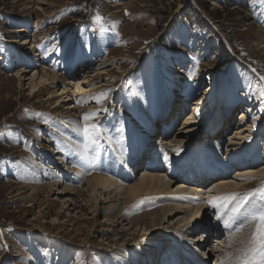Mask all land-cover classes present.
I'll return each instance as SVG.
<instances>
[{
  "label": "rangeland",
  "instance_id": "374dc122",
  "mask_svg": "<svg viewBox=\"0 0 264 264\" xmlns=\"http://www.w3.org/2000/svg\"><path fill=\"white\" fill-rule=\"evenodd\" d=\"M118 1L0 0V264H160L168 244L153 247L160 238L153 232L180 224L156 221L119 238L108 217L120 210L121 200L95 211L86 182L100 173L121 181L126 174H113L107 165L115 154L128 163L132 143L139 150L146 140L168 157L215 154L228 171L213 179H235L238 171L264 162V0H124L114 6ZM24 37L30 43H21ZM44 66L59 74L47 86L31 76ZM85 75L94 80L84 83L93 89L80 94L76 82ZM64 87L68 96L60 101ZM242 110L249 117L241 122ZM189 112L196 129L183 145L164 144L163 150L159 141L182 129ZM248 123L244 147L227 151L235 127ZM58 155L65 157L62 163ZM170 160L172 168L156 165L169 177L182 167L177 158ZM50 164L82 170L71 168L67 178L88 209L66 213L57 197L65 182H54L67 173L62 177L59 166L55 171ZM144 167L135 168L131 182ZM183 175L171 176L172 190L187 180ZM247 180L252 183L232 191L224 213L259 201L243 226L250 225L252 235L247 248L264 263V177ZM141 199L132 213L123 208L129 219L152 200ZM155 200L152 208L167 199ZM204 239L195 246L201 255L217 246L216 236ZM206 255V264H214L215 253Z\"/></svg>",
  "mask_w": 264,
  "mask_h": 264
},
{
  "label": "bare ground",
  "instance_id": "6f19581e",
  "mask_svg": "<svg viewBox=\"0 0 264 264\" xmlns=\"http://www.w3.org/2000/svg\"><path fill=\"white\" fill-rule=\"evenodd\" d=\"M124 2V0L118 1L114 3V6L117 4L121 5ZM20 41L21 43L23 42L26 44L30 43L31 40L24 37L21 38ZM87 64H90V62H87ZM102 71L107 73L109 72L106 70ZM21 73H23V70ZM31 76L32 78H42L43 82L40 83V85L47 86L48 83L55 81L59 74L52 72L44 66L42 69H35L34 74ZM91 81L92 80L88 75L83 76L81 79L79 78L76 82V87L78 90H80L78 93L85 94L86 92L88 93L89 90L93 89L92 84L87 85L88 83H91ZM73 82L74 81L72 79L67 80L68 84H72ZM84 83L87 84L85 85ZM102 84L103 83L99 85ZM67 92L68 90L65 89V87L61 92H59V95L65 94L60 98V101H64V99L67 98ZM51 95L52 94L49 96ZM72 106L73 105H70V107ZM167 111L168 107L165 105L162 112H165L166 115ZM246 112L244 110L239 112L240 115L237 117V119L239 121L241 120V122L248 119V112ZM72 114H74V112H72ZM186 116L187 117L183 121L185 126H183L182 129L179 128L180 130L178 129L176 134L172 137H163V139L159 141L161 142V148H163L162 146H164V144L169 147H179L184 144V141L189 136H191L193 131L196 129V125H191V123H193L195 120V116L191 112L187 113ZM158 123L161 122H157V125ZM251 130V123L235 127L234 133L228 137L229 148H227V151L230 149L243 148L244 146L242 144V140L248 137V133ZM147 135H149V137H153L154 133L153 135ZM218 135L221 136V133L219 132ZM144 143L145 144H142V147L139 150L134 148L133 143L130 144L132 151L129 154L128 163L123 161V156L120 154L118 156L115 154V157L110 162H108V170L113 171V174H119L120 172H124L126 174L124 177V174L122 173L123 176L121 175V181L116 180L117 178L114 175H106L104 173L93 174L86 179V182L89 184L95 198V202L93 203L95 211L101 210L105 204L110 207H116L118 205L116 202L121 200L120 210L115 215L108 217L110 220V225H113L112 230L116 232V236L121 238L132 232L136 233L142 228H145V226H148L156 221H174L176 224H180L178 228L170 229L171 226L168 225L166 228L160 227L158 228L159 231L156 230L153 232V234L160 235V238L152 243L153 247L157 248V250H160L164 244H168L166 245L168 247L167 250L165 252L163 251L164 253L162 255L160 264H206L209 261H207V258L202 256L207 254L206 256L208 257L210 252L215 253L216 259H213L214 264H264L258 263V260L255 258V253L257 250L252 254L247 248L252 235L251 231L249 230L250 225H247V227L243 226L244 222H247L250 217V209L252 210L253 215L255 206L260 205L259 201L257 200V204L250 206L249 208L244 207L243 209L235 210L233 207H229V209H227V211L224 213L228 206L227 200L231 198L230 196L233 190L243 189L245 186H247V184L252 183L247 179L254 175L264 177V162H262L260 165L248 167L249 169L244 171H238L237 175H234L235 179L225 178L224 176H221L218 179H213V177L218 174L217 171L221 173L228 171V169L225 168L226 165H222L223 161L220 160V158H217L215 154L212 153L213 155L208 157L205 154L206 152L204 153L203 151H191L185 155H174V152L173 156L171 157H174L175 159L177 158L179 161L177 164H182V167L179 166L177 169L173 168V171L176 169L177 172L172 171L174 174L171 173L172 175L169 177L167 172L164 171L166 169H164L162 172H158L159 169L156 167V165L159 166L162 164V162H164L169 168L174 167L171 165V157L164 155L165 153L163 154L162 152L157 153L158 149H154V146L149 147V144L146 140ZM169 147H167V149ZM211 151L214 152L213 149ZM217 151L218 150L215 148V153ZM143 156H146L147 164L145 161L141 162V158ZM64 158L65 157L58 155V159H60L58 160V163H62ZM145 165L146 167L142 168L140 170V174L136 177L137 180L131 182L130 179L132 178V173L135 168ZM153 165H155L154 168L152 167ZM48 166H54L55 170V168H57L59 165L54 164L52 166L50 164ZM126 166L127 168H125ZM71 168H74V166L67 164L65 166V170H62L60 166L56 169L62 170V177H65V173H67L65 180L59 179L54 182L55 185L65 182L64 186L59 187L60 189L57 191V193H59L57 194V197L62 198V201L66 206V213H82L83 210L88 209V207L86 208L84 202L78 201V199H76V197L73 195L77 190L76 186L70 184V179L68 180L67 178L68 175L71 174ZM38 169L40 168L38 167ZM66 169L68 172H66ZM194 170H199L200 173L197 171L196 174ZM73 171L77 172L78 174H81L82 172L80 168H74ZM176 173L184 174L187 180L179 181V185H177V187L172 190L171 183L174 181V178L171 176L174 177ZM201 173L205 175L201 176ZM200 180L204 183L192 185L194 182H198ZM204 193L207 195H204ZM103 194H107L105 199L98 198V195ZM144 196H149V198L152 200L158 199L161 196V198H165L167 200L166 202H160L165 204L158 205L154 208H152L153 204L159 203L156 200V202L152 200L150 202L148 201V205L142 203V210L140 209V213L130 216L131 218L129 219L127 214L129 212L132 213L137 208V206L136 208L134 207V203L142 200L141 198ZM198 196H202V201L204 202L199 204L200 201L196 198ZM208 197L210 198L207 200ZM98 200L102 203H99ZM105 201H108V203ZM198 205H200V207H196ZM241 206H247V204H242ZM124 207H127L128 213L123 210ZM200 209L202 211L200 214H198L197 211ZM61 210L62 209H59L57 214L62 215L63 213H61ZM212 214H215L214 219ZM52 218L54 219V215ZM51 222L54 221L52 220ZM167 224H170V222ZM243 227L246 229H243ZM196 230H198L197 234H195ZM210 230L212 232H210ZM224 233L226 236L223 235ZM211 236H216L217 246H213L211 250L206 251L207 253L201 255L195 250V246L201 245V240L203 237L207 240L210 239ZM262 246L264 247V245ZM259 251L262 252L263 256L264 248Z\"/></svg>",
  "mask_w": 264,
  "mask_h": 264
}]
</instances>
